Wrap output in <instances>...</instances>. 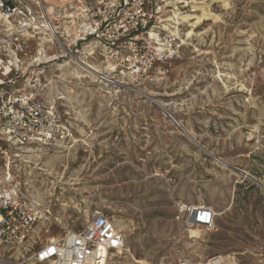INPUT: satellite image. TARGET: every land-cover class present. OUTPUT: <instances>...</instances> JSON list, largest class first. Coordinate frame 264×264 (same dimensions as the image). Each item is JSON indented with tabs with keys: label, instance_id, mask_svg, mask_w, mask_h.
<instances>
[{
	"label": "rangeland",
	"instance_id": "rangeland-1",
	"mask_svg": "<svg viewBox=\"0 0 264 264\" xmlns=\"http://www.w3.org/2000/svg\"><path fill=\"white\" fill-rule=\"evenodd\" d=\"M176 1L161 3L159 23L180 44L173 58L113 103L63 86L72 139L0 154V172L9 166L49 212L24 246L0 249L5 264H35L41 245L95 211L113 217L132 264H264V0H194L211 13L197 24L173 7L192 17L199 3ZM177 200L210 207L213 227L185 229Z\"/></svg>",
	"mask_w": 264,
	"mask_h": 264
},
{
	"label": "built area",
	"instance_id": "built-area-1",
	"mask_svg": "<svg viewBox=\"0 0 264 264\" xmlns=\"http://www.w3.org/2000/svg\"><path fill=\"white\" fill-rule=\"evenodd\" d=\"M162 2L0 0V154L72 139L70 123L58 111L63 86L93 87L113 103L130 93V84L149 78L157 62L173 58L180 44L159 26ZM9 168L0 172V249L14 251L49 212ZM175 209L177 217L186 216L185 229L213 227L215 213L204 204L177 200ZM32 257L35 264H132L123 232L101 211Z\"/></svg>",
	"mask_w": 264,
	"mask_h": 264
},
{
	"label": "bare ground",
	"instance_id": "bare-ground-1",
	"mask_svg": "<svg viewBox=\"0 0 264 264\" xmlns=\"http://www.w3.org/2000/svg\"><path fill=\"white\" fill-rule=\"evenodd\" d=\"M192 2H194L197 5H193L192 11H201L202 13L200 15H196V16H192V17H187L185 15L179 16V13L176 12L175 10H178V7H173L174 8V19L176 20H186L187 18L193 19L196 18V21L194 22V24L200 23L201 21H203V19H207L209 16H211V13H209L207 11V6L206 5H202L200 4L201 2H196L194 0H191ZM181 3H187V0H177L176 4H181ZM172 5V4H171ZM187 5V4H186ZM183 14V13H182ZM189 15V14H188ZM193 15V14H192ZM173 20V19H172ZM179 21H174V24H178ZM193 25V24H192ZM192 31V30H191ZM192 33V32H191ZM188 35V34H187ZM71 72V70L69 71ZM64 96H59V99H63ZM221 165H223L224 167H226V164L221 162ZM65 205V204H64ZM120 221V220H119ZM118 221V222H119ZM121 222V221H120ZM119 222V223H120ZM193 233V232H192ZM206 264H233L232 261H230L229 259L223 257V256H217L214 257L212 259H210Z\"/></svg>",
	"mask_w": 264,
	"mask_h": 264
},
{
	"label": "water",
	"instance_id": "water-1",
	"mask_svg": "<svg viewBox=\"0 0 264 264\" xmlns=\"http://www.w3.org/2000/svg\"><path fill=\"white\" fill-rule=\"evenodd\" d=\"M239 173H241V172H239ZM263 188H264V186H263Z\"/></svg>",
	"mask_w": 264,
	"mask_h": 264
}]
</instances>
